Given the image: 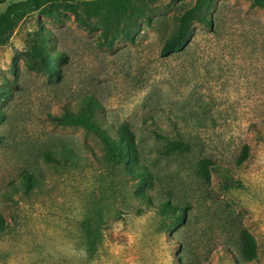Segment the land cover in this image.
I'll list each match as a JSON object with an SVG mask.
<instances>
[{
    "label": "rangeland",
    "instance_id": "obj_1",
    "mask_svg": "<svg viewBox=\"0 0 264 264\" xmlns=\"http://www.w3.org/2000/svg\"><path fill=\"white\" fill-rule=\"evenodd\" d=\"M195 2L161 0L147 17L121 23L82 5L36 13L0 45V216L8 229L0 264H264V8L214 0L213 25L194 23L186 46L162 56L182 5ZM43 29L65 53L63 81L35 69ZM85 95L98 99L110 132L130 125L150 184L139 186L97 136L48 117L61 114L60 101L76 107ZM168 140L191 149L166 153ZM64 146L73 162L45 160ZM212 163L230 167L234 180L226 184ZM26 173L37 180L29 193ZM164 200L185 210L171 229ZM85 222L99 228L94 254ZM242 231L255 240L252 260L241 256Z\"/></svg>",
    "mask_w": 264,
    "mask_h": 264
},
{
    "label": "trees",
    "instance_id": "obj_2",
    "mask_svg": "<svg viewBox=\"0 0 264 264\" xmlns=\"http://www.w3.org/2000/svg\"><path fill=\"white\" fill-rule=\"evenodd\" d=\"M8 0H0V5ZM161 0H20L10 3L6 9L0 13V45L8 42L16 28L29 16L40 13L47 17H52L60 11L76 12L82 5L88 12L97 16L104 15L107 20L121 23L147 17L152 12L157 3ZM214 0H196L191 7L182 5V13L176 16V27L173 33L164 41L161 55L170 56L182 50L188 41L190 28L194 23H202L212 26L214 18L209 16V10ZM254 4L264 8V0H254ZM54 41L49 32L45 29L41 32L39 46H33V54L36 58L35 69L47 74L50 81H63L66 77L64 70L65 53L53 49ZM56 64V66L53 65ZM61 114H49L48 117L57 126L82 128L101 139L105 146L106 155L114 160L118 165H122L127 173L131 174L139 186L150 184L154 177L144 165L138 163L136 154V136L128 123L119 125L113 132L104 126L100 119L101 104L94 96L85 95L76 107L70 103H62ZM2 113L0 111V119ZM258 131V130H257ZM190 144L182 140H168L166 143V153L189 152ZM74 150L70 147H62L57 151H47L44 154L45 160L57 165L69 164L73 162ZM247 156V147L238 163L244 162ZM213 164V163H212ZM215 171L222 173L226 184L233 181L234 177L230 167L226 165L213 164ZM204 167L200 169L202 173ZM37 184V180L30 174L24 175V191L29 193ZM138 196L146 198L144 191L138 192ZM160 212L163 218L164 228L171 229L178 223L185 220V210L171 200H164L160 204ZM86 233L91 239L90 252L94 254L97 250L96 239L98 236V226L95 228L90 222L84 223ZM8 229L4 220L0 216V234ZM243 248H239L241 256L245 260H252L256 254V243L253 237L247 232H241ZM227 255L229 251L224 250ZM231 256V255H230Z\"/></svg>",
    "mask_w": 264,
    "mask_h": 264
}]
</instances>
